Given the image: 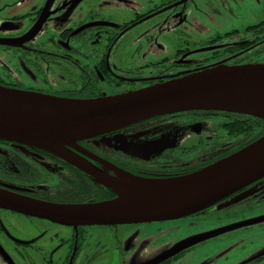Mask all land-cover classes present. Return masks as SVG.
Segmentation results:
<instances>
[{"label": "flooded vegetation", "instance_id": "flooded-vegetation-1", "mask_svg": "<svg viewBox=\"0 0 264 264\" xmlns=\"http://www.w3.org/2000/svg\"><path fill=\"white\" fill-rule=\"evenodd\" d=\"M218 65H264V0H0V87L99 99ZM261 126L245 115L198 110L48 151L0 140V190L60 208L103 204L126 178L201 171L253 142ZM258 206L264 178L182 219ZM182 219L61 224L0 208V264H151L182 242L170 244L162 229ZM196 245L155 264H176Z\"/></svg>", "mask_w": 264, "mask_h": 264}, {"label": "water", "instance_id": "water-1", "mask_svg": "<svg viewBox=\"0 0 264 264\" xmlns=\"http://www.w3.org/2000/svg\"><path fill=\"white\" fill-rule=\"evenodd\" d=\"M198 110L234 113L264 122V65H218L131 93L89 100L53 98L0 87V140L48 151L110 134L155 116ZM263 177L264 135L187 176L126 178L125 185L113 187L117 197L111 202L60 208L0 190V208L61 224H149L192 216ZM101 182L104 183L102 177ZM253 222L184 240L151 264Z\"/></svg>", "mask_w": 264, "mask_h": 264}, {"label": "rangeland", "instance_id": "rangeland-1", "mask_svg": "<svg viewBox=\"0 0 264 264\" xmlns=\"http://www.w3.org/2000/svg\"><path fill=\"white\" fill-rule=\"evenodd\" d=\"M258 217H264V207L258 206L247 213L233 211L230 215L220 213L203 215L201 219L172 221L164 224L162 229L169 230L167 234L172 244ZM176 264H264V220L207 239Z\"/></svg>", "mask_w": 264, "mask_h": 264}, {"label": "trees", "instance_id": "trees-1", "mask_svg": "<svg viewBox=\"0 0 264 264\" xmlns=\"http://www.w3.org/2000/svg\"><path fill=\"white\" fill-rule=\"evenodd\" d=\"M258 120H259V119H258ZM259 122L262 123L261 130H260L259 133H257V135L254 136L253 140H254V139L256 140V139H258V138H260L261 136L264 135V122L261 121V120H259ZM253 142H254V141H253ZM249 144H250V143H249ZM263 178H264V177H263Z\"/></svg>", "mask_w": 264, "mask_h": 264}]
</instances>
